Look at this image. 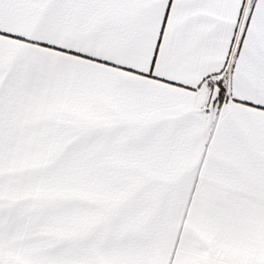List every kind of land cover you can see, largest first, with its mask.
<instances>
[{"label":"snow or ice","instance_id":"1","mask_svg":"<svg viewBox=\"0 0 264 264\" xmlns=\"http://www.w3.org/2000/svg\"><path fill=\"white\" fill-rule=\"evenodd\" d=\"M0 264H264V0H0Z\"/></svg>","mask_w":264,"mask_h":264}]
</instances>
